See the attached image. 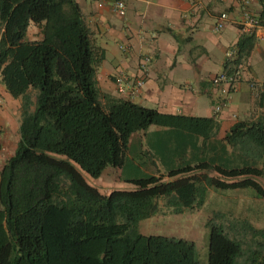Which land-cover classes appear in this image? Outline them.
Instances as JSON below:
<instances>
[{
    "label": "trees",
    "instance_id": "16d2710c",
    "mask_svg": "<svg viewBox=\"0 0 264 264\" xmlns=\"http://www.w3.org/2000/svg\"><path fill=\"white\" fill-rule=\"evenodd\" d=\"M0 25V80L11 98L22 99L20 140L0 172V264H242L243 243L223 224H207L206 263L193 241L144 235L140 225L158 214L161 198L176 213L202 206L207 187L252 189L264 200L254 179L264 178V120L231 128L224 139L230 155L210 145L208 162L168 174L198 169L217 177L161 183L152 176L134 181L136 191L104 195L85 176L96 180L107 168H121L134 134L179 127L207 141L216 122L111 96L103 103L91 32L76 0H0ZM31 25L40 40H28ZM253 41L244 35L237 60ZM247 259L264 264L260 252Z\"/></svg>",
    "mask_w": 264,
    "mask_h": 264
},
{
    "label": "crops",
    "instance_id": "0c3cea01",
    "mask_svg": "<svg viewBox=\"0 0 264 264\" xmlns=\"http://www.w3.org/2000/svg\"><path fill=\"white\" fill-rule=\"evenodd\" d=\"M76 1L91 32L95 82L103 103L105 96H111L164 115L212 119L218 126L207 141L179 127L151 126L134 134L121 168H107L96 180L85 176L102 194L136 191L134 181L152 176L169 183L203 173L195 169L168 175L208 162L210 145L221 146L230 155L232 149L224 139L231 128L238 122L264 120V0H248L251 13L262 22L257 34L261 38L254 36L251 50L240 60L244 34L239 22L246 0H123L124 16L113 11L116 0H108L103 8L96 0ZM222 12L229 14V21L216 32L214 25ZM230 50L237 51L234 65L243 72L242 82L216 114L220 95L211 81L225 71ZM145 56L150 62L143 72ZM120 75L130 77V83L144 78L145 86L134 96L120 94L116 86ZM12 101L0 111V172L20 140L22 101L21 105L19 99Z\"/></svg>",
    "mask_w": 264,
    "mask_h": 264
},
{
    "label": "rangeland",
    "instance_id": "374dc122",
    "mask_svg": "<svg viewBox=\"0 0 264 264\" xmlns=\"http://www.w3.org/2000/svg\"><path fill=\"white\" fill-rule=\"evenodd\" d=\"M1 33L0 25V37ZM27 37L30 41L40 40L42 38L40 29L31 25ZM35 94V92H31L33 101ZM12 100L15 99L8 95L0 80V111L4 105L8 106L13 102ZM21 101L22 99H19L14 103L17 102L21 105ZM203 175L218 176L213 170L196 173L194 176ZM254 179L264 188V178ZM158 204V214L141 222L140 231L142 234L193 241L197 246L200 261L206 263L209 237L207 224L213 221L216 224H223L231 237L242 241L245 251L244 257L241 259L242 264H248L247 258L253 252H260L261 258H264V235L259 233L264 231V200L260 199L254 190L222 191L207 187L206 198L202 206L195 205L192 209L183 208L180 213H176L164 198L159 199Z\"/></svg>",
    "mask_w": 264,
    "mask_h": 264
},
{
    "label": "built area",
    "instance_id": "2783aa9c",
    "mask_svg": "<svg viewBox=\"0 0 264 264\" xmlns=\"http://www.w3.org/2000/svg\"><path fill=\"white\" fill-rule=\"evenodd\" d=\"M107 1L108 0H96L98 8H103L106 5ZM243 4L242 17L239 22L240 30L244 35L255 36L259 39L261 37L257 34L262 28V22L259 18L251 13L248 0H246ZM112 6L114 12L118 13L121 16L125 15L126 5L123 0L114 1ZM228 21L229 14L227 12L220 13L214 25V30L216 32H221L225 28ZM236 57L237 51L230 50L227 53L228 67L224 72L215 76L211 81L212 85L218 89L220 95V102L215 107L216 114L220 113L222 109L228 105L231 94L238 91L241 85L243 72L240 70V67L234 65ZM143 60L144 65L142 66V70L143 72H145L147 71V66L150 62V58L148 56H145ZM130 81V77L126 75L118 76L116 80L117 91L120 94L129 92L132 94V96H134L145 86L144 78L136 79L132 83H130ZM251 87L256 88V84L252 83Z\"/></svg>",
    "mask_w": 264,
    "mask_h": 264
}]
</instances>
